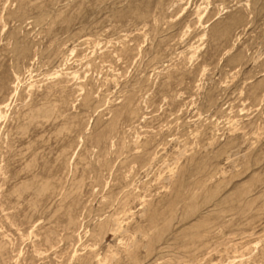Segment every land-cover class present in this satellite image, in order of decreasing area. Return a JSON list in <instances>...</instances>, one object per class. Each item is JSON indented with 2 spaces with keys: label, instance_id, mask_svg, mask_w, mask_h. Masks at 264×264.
I'll list each match as a JSON object with an SVG mask.
<instances>
[{
  "label": "rangeland",
  "instance_id": "obj_1",
  "mask_svg": "<svg viewBox=\"0 0 264 264\" xmlns=\"http://www.w3.org/2000/svg\"><path fill=\"white\" fill-rule=\"evenodd\" d=\"M0 106V264H264V0H0Z\"/></svg>",
  "mask_w": 264,
  "mask_h": 264
},
{
  "label": "bare ground",
  "instance_id": "obj_2",
  "mask_svg": "<svg viewBox=\"0 0 264 264\" xmlns=\"http://www.w3.org/2000/svg\"><path fill=\"white\" fill-rule=\"evenodd\" d=\"M187 6L188 5H186L185 7H183L180 11L183 13V14H186L187 13V10H188V8H187ZM208 15H209V10H208V6H204L203 8H201L200 6H198V8H197V12H196V21H197V23H199L200 24V26L203 24V21L208 17ZM220 15V13L219 12H217V14H216V20H218L219 19V16ZM203 26V25H202ZM205 26V25H204ZM191 48V47H190ZM197 49H194V51H196ZM73 53V52H72ZM191 58H193L194 56H190ZM53 76H54V78H59L60 77V74H59V72H56L55 71V73L54 74H52ZM74 76H75V74H74ZM77 77V76H76ZM78 78V77H77ZM18 79V78H17ZM19 83V82H18ZM17 83V84H18ZM31 83H33V82H31ZM34 84V83H33ZM35 86V85H34ZM29 89L31 90L32 88H33V85H29ZM4 106V105H3ZM1 107V106H0ZM8 106H7V104H6V106H5V109L7 108ZM8 109V108H7ZM4 118H6L5 117V114L3 115V114H1L0 113V119H4ZM145 119V118H144ZM1 175V174H0ZM140 202V201H139ZM4 205V204H3ZM2 207V206H1ZM119 207V209H123V207H124V204L121 206V204L118 206ZM126 207H128V205L127 206H125L124 207V209L126 208ZM1 209H3V208H1ZM3 210H5V209H3ZM7 210V209H6ZM126 210V209H125ZM130 212V211H129ZM2 213H4V212H2ZM7 217V216H6ZM5 217V218H6ZM8 219V218H7ZM121 226V225H120ZM118 231V230H117ZM32 236V235H31ZM49 239V238H48ZM46 242H48V241H46ZM52 243V242H51ZM47 246V245H46ZM36 247V246H35ZM54 243L53 244H49L48 246H47V248L45 249V250H42L41 248H40V246H39V249H41V250H36V251H34V252H36L40 257H43V258H46V257H48V255H50L49 253H54ZM38 248V247H37ZM77 254V253H76ZM73 257H75V255H73ZM71 262V261H70ZM229 264V263H228Z\"/></svg>",
  "mask_w": 264,
  "mask_h": 264
}]
</instances>
